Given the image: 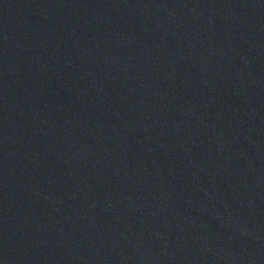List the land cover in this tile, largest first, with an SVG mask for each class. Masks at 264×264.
I'll list each match as a JSON object with an SVG mask.
<instances>
[{"label":"water","instance_id":"water-1","mask_svg":"<svg viewBox=\"0 0 264 264\" xmlns=\"http://www.w3.org/2000/svg\"><path fill=\"white\" fill-rule=\"evenodd\" d=\"M0 264H264V0H0Z\"/></svg>","mask_w":264,"mask_h":264}]
</instances>
